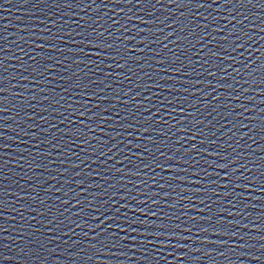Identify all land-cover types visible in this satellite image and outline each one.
I'll return each instance as SVG.
<instances>
[{
    "label": "water",
    "instance_id": "1",
    "mask_svg": "<svg viewBox=\"0 0 264 264\" xmlns=\"http://www.w3.org/2000/svg\"><path fill=\"white\" fill-rule=\"evenodd\" d=\"M0 264H264V240L149 193L0 163Z\"/></svg>",
    "mask_w": 264,
    "mask_h": 264
}]
</instances>
